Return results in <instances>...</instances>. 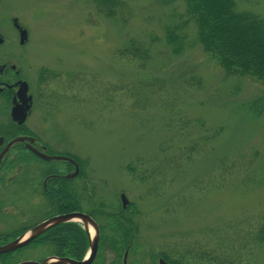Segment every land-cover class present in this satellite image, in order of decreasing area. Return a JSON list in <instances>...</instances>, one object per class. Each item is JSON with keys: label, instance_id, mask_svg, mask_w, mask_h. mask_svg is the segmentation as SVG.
<instances>
[{"label": "rangeland", "instance_id": "obj_1", "mask_svg": "<svg viewBox=\"0 0 264 264\" xmlns=\"http://www.w3.org/2000/svg\"><path fill=\"white\" fill-rule=\"evenodd\" d=\"M93 1L1 0L2 26L11 16L29 31L22 77L40 98L27 129L50 154L78 160L108 205L126 197L146 256L194 243L243 248L264 212V88L202 53L185 0H121L114 21ZM234 1L264 18V0ZM131 40L147 61L124 50ZM245 249L239 264H264V246Z\"/></svg>", "mask_w": 264, "mask_h": 264}, {"label": "flooded vegetation", "instance_id": "obj_2", "mask_svg": "<svg viewBox=\"0 0 264 264\" xmlns=\"http://www.w3.org/2000/svg\"><path fill=\"white\" fill-rule=\"evenodd\" d=\"M1 12L2 7H0V15ZM15 21H17L16 18L6 17V27H4L0 17V115L6 114L9 122V125L4 127V129L3 127L0 128V132L2 129L3 131L21 130L22 134L15 138H28L32 142L13 145L0 161V247L8 245L41 223L58 217L82 214L95 222L99 231L97 254L92 262L93 264L98 258L100 243H105L106 246L109 244L108 241L102 242L101 240L103 227L98 221L102 222L103 220L95 212L96 208L99 203L102 204L103 210L111 209L113 206L108 205L104 201L105 199L95 196L87 176H80L81 169L74 157L66 154L50 155L49 146L42 143L34 133L27 129L26 123L32 111L35 110L36 102L40 98V91L36 90L34 93V87L24 81L22 77L21 65L23 64V57L27 58L29 55L25 53L26 56H23L22 51L28 47L29 31L18 21L15 25ZM17 26H19L20 30ZM23 30L27 32V40L23 45H20V32ZM21 82L27 85V97L30 98V108L25 124L18 127L11 121L10 115L13 106L19 103L17 93ZM43 107L45 110L48 108L44 104ZM0 137L4 139V144L0 148L1 155L9 141L13 139L6 142L4 137L1 135ZM31 149L48 157L62 156L68 161H44L38 158ZM24 157L29 158L26 159ZM23 197H25V204L21 202ZM81 207H84L83 210H80ZM92 208L94 213H88L87 209ZM67 227L72 231H75L72 227H78L84 233L88 246L87 235L82 226L77 223H68L52 228L22 250L0 255V264L28 262L18 261L22 257L19 254L26 249H30L31 253L42 252L47 255L43 260L31 263L39 264L49 258L83 261L87 253L81 260H77L70 255H63L62 253L53 255L51 252V249L63 246L62 242L54 235ZM116 259L113 251L107 248L102 256V264H160L163 261L161 258L140 253L130 256L128 250H124L119 261Z\"/></svg>", "mask_w": 264, "mask_h": 264}, {"label": "trees", "instance_id": "obj_3", "mask_svg": "<svg viewBox=\"0 0 264 264\" xmlns=\"http://www.w3.org/2000/svg\"><path fill=\"white\" fill-rule=\"evenodd\" d=\"M93 3L106 18L113 21L117 19L121 0H94ZM185 4L195 25L197 42L202 53L227 76L244 77L264 88V18L249 11H238L234 0H185ZM165 35L169 46H178L180 41L171 30L166 29ZM124 50L132 54L134 57L132 59L147 61V49L133 40L126 43ZM21 134V130L7 131L3 137L11 140ZM215 136L208 138V141H214ZM77 164L81 169L78 160ZM80 176H85L82 170ZM102 207L99 203L95 212L103 220L98 221L103 227L101 240L108 241L109 244L106 246L105 243H100L98 258L93 264H102V256L107 248L113 251L118 261L124 250H128L130 256L146 254L140 247V226L135 219L139 213L133 206L130 205L125 211L114 206L108 210H103ZM83 208L81 207L80 210ZM87 210L88 213H94L93 208ZM256 224L255 229L249 230L242 237L241 241H250L244 242L243 248L227 245L224 248L208 247L203 250L194 243L190 246L185 245L181 252L169 250L157 255L147 254V256L161 258L168 264H197L195 258V262L188 260L190 256L200 257L199 261L206 258L208 264H239L242 260L241 253L247 246H264V212L256 219ZM72 228L75 231L67 227L55 233L54 236L62 242L63 246L51 249V252L53 255L62 253L81 260L88 249L86 237L78 227ZM173 256L176 259H172ZM8 264H15V262Z\"/></svg>", "mask_w": 264, "mask_h": 264}, {"label": "water", "instance_id": "obj_4", "mask_svg": "<svg viewBox=\"0 0 264 264\" xmlns=\"http://www.w3.org/2000/svg\"><path fill=\"white\" fill-rule=\"evenodd\" d=\"M16 24L17 21H15V25ZM17 28L20 30L19 26H17ZM26 40H27V33L25 30H23L20 32V45H23ZM19 85L20 88L17 93V98L19 100V103L13 106L10 115L11 121L14 124H16L18 127L23 126L25 124L30 108L29 107L30 98L27 97V85L23 82L19 83ZM24 142L31 143L32 140L28 138H16L10 141L0 155V161L13 145L22 144ZM3 144H4V140L0 138V148ZM31 150L38 158L44 161H60V162L68 161L64 157H48L39 154L33 149ZM77 175H78V168H77ZM120 202H121L122 210H125L129 206V202L124 195L120 196ZM68 223L80 224L83 230L85 231L88 239V255L86 256V258L81 262L73 261L70 259H64V258H49L39 264H92L97 254L99 231L95 222H93L89 217L82 214L58 217L46 221L44 223H41L38 226L34 227L33 229L28 230L27 232L19 236L16 240L9 243L8 245L0 247V255H5L19 251L30 245L38 237L42 236L52 228H55L60 225H65ZM21 264H38V263L25 262ZM160 264H166V263L161 261Z\"/></svg>", "mask_w": 264, "mask_h": 264}]
</instances>
